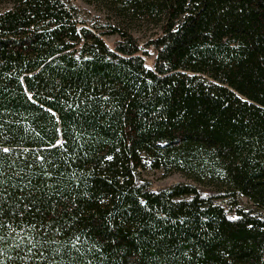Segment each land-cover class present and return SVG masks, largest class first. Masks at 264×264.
Instances as JSON below:
<instances>
[{"label":"trees","instance_id":"trees-1","mask_svg":"<svg viewBox=\"0 0 264 264\" xmlns=\"http://www.w3.org/2000/svg\"><path fill=\"white\" fill-rule=\"evenodd\" d=\"M85 1L0 0V264H264V0Z\"/></svg>","mask_w":264,"mask_h":264},{"label":"rangeland","instance_id":"rangeland-1","mask_svg":"<svg viewBox=\"0 0 264 264\" xmlns=\"http://www.w3.org/2000/svg\"><path fill=\"white\" fill-rule=\"evenodd\" d=\"M69 1L75 6H77L79 9H81L83 12H85L86 15H89L92 18H104L103 12L87 4L85 0H69ZM155 32L156 29L153 26H143L140 31L136 30V33H133V35L138 37L140 43L143 44ZM114 40H115L114 37L104 38L105 43L110 48L112 47ZM143 52H146L147 54L146 56L143 57L145 62V67L152 69L154 65L156 52L153 49H147ZM142 176L145 180L151 183V187L153 190L169 188L176 184H194L193 181L187 179L185 176L179 173H174L167 177H164L161 171L146 170L142 173ZM244 202L246 203V200Z\"/></svg>","mask_w":264,"mask_h":264}]
</instances>
